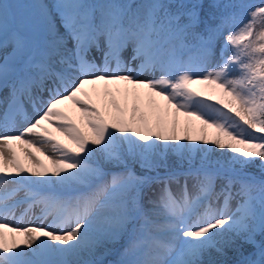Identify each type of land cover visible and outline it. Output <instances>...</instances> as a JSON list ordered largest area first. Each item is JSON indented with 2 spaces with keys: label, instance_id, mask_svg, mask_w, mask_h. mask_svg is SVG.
I'll list each match as a JSON object with an SVG mask.
<instances>
[{
  "label": "snow or ice",
  "instance_id": "1",
  "mask_svg": "<svg viewBox=\"0 0 264 264\" xmlns=\"http://www.w3.org/2000/svg\"><path fill=\"white\" fill-rule=\"evenodd\" d=\"M3 93L0 264H264V0H0Z\"/></svg>",
  "mask_w": 264,
  "mask_h": 264
},
{
  "label": "rangeland",
  "instance_id": "2",
  "mask_svg": "<svg viewBox=\"0 0 264 264\" xmlns=\"http://www.w3.org/2000/svg\"><path fill=\"white\" fill-rule=\"evenodd\" d=\"M24 1H25V3H30V2L31 3H43V4L48 5V6L54 5L56 3V0H24ZM11 2H22V0H11ZM259 2H260V0H255L254 4H257ZM56 20H57V23H58V17H56ZM60 31L63 32V29L61 28ZM126 52L124 53V57H126L127 55L128 56L130 55L131 49H128ZM92 55L95 56V58H96V60H97L98 63L101 62L100 54L99 53L93 52ZM217 107H221V106L220 105H217ZM28 112H29L30 115L32 114V109L30 107L28 108ZM133 163H134V168H130V170H132L133 172H135L137 175L148 174L144 169L141 168L140 163L138 162V160H133ZM112 165H115L117 168L113 172H108L107 177H105V179L108 180V181L111 180V177H112L113 174L123 173V172L126 171L125 165H123V164H121V165L112 164ZM184 167L186 168L187 165H184ZM175 170L176 171H181L182 169H180V167L178 166L177 169H175ZM158 171H160V169H158ZM167 171H169V170H166L163 167V172L166 173ZM189 183L191 185V181H189ZM152 191H153V189L152 190H147V194L150 195V196H152L153 198H155V196H156V194L158 192H155V191L152 192ZM234 204H235V202H233V206H234ZM19 214H20V212L14 213L15 216L16 215H19ZM24 224H29V221H25ZM256 241H257V243H259V241L257 240V236H256ZM120 242H122L123 245H125L126 240H122ZM122 243H120V244H122ZM111 245L112 244H108L106 246V249L108 251L110 250ZM123 248L124 247L121 248L122 249L121 250L122 252H123ZM122 252H121V256L120 257L118 256L117 258L114 259V261H112L110 263H107V264H120V261L122 259ZM100 253H101V255H100V258H101L102 257V254L107 253V251H105V249H101L100 250ZM103 264H106V263H103Z\"/></svg>",
  "mask_w": 264,
  "mask_h": 264
},
{
  "label": "bare ground",
  "instance_id": "3",
  "mask_svg": "<svg viewBox=\"0 0 264 264\" xmlns=\"http://www.w3.org/2000/svg\"><path fill=\"white\" fill-rule=\"evenodd\" d=\"M8 2H11V1L8 0ZM126 53H127V52H126ZM127 57H128V55H127L125 58H127ZM3 95H6V93L0 94V97H2ZM2 111H3V106L0 105V112H2ZM159 172H160L161 175H164V173H162V170H160ZM148 175H155V173H148ZM182 184H183V179H181V184H180V185H178L176 182H172V183L170 184V189H171L174 193H178ZM189 186H191L190 183H189ZM9 187H11V186H9ZM160 187H161V185L154 184V185L152 186L151 190L153 189V191H155V192H159ZM146 191H147V190H146ZM153 191H152V192H153ZM18 198H21V199H22V198H23V193H19V194H18ZM25 207H27V205H22V206H20V207H18V208L15 209L14 213H16V212H20L19 215H16V216H15V220H16L17 222L21 223V224H24L25 221H29V223H37V222H39V221L36 220V216H39V208H34V209L32 210L33 213H35V215L29 214V215H27V216H24V215H23V209H24ZM11 218H12V217H10V219H11ZM49 222H50V221H49Z\"/></svg>",
  "mask_w": 264,
  "mask_h": 264
},
{
  "label": "trees",
  "instance_id": "4",
  "mask_svg": "<svg viewBox=\"0 0 264 264\" xmlns=\"http://www.w3.org/2000/svg\"><path fill=\"white\" fill-rule=\"evenodd\" d=\"M101 2H103V0H101ZM140 2H143V0H138L136 1V3H140ZM212 0H204V3L205 5L207 6V4L211 3ZM247 3H251V4H254L255 0H246ZM168 162L170 164H173V163H176V157L175 155L169 153L168 155ZM251 172H253L255 175L259 176L260 175V171L259 169L256 167V166H253L249 169ZM259 239H264V235H259ZM230 258H231V254H230Z\"/></svg>",
  "mask_w": 264,
  "mask_h": 264
}]
</instances>
